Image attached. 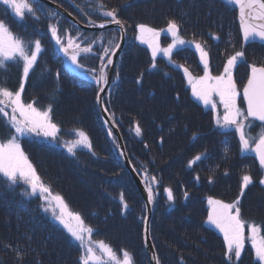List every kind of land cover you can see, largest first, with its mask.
<instances>
[{"label": "rangeland", "instance_id": "374dc122", "mask_svg": "<svg viewBox=\"0 0 264 264\" xmlns=\"http://www.w3.org/2000/svg\"><path fill=\"white\" fill-rule=\"evenodd\" d=\"M47 1L68 12L70 11L65 8L66 4H70L71 6L75 7L74 3L75 4H78V2L84 3L79 5L83 7L86 11H89L90 9L94 8L98 3V0H47ZM58 1L64 4H60ZM29 2L34 3L33 0H29ZM35 2L37 4H41L45 8V10L44 11L39 10L41 11V15L36 14L37 16H39V20H35L30 15H26L25 18L23 19L24 22L26 23H23L22 28L23 29L29 28V30H36L38 27L27 24V23H35L36 25L39 26L40 30H44L43 32L44 40L50 41V45L52 46V49L57 51L61 56H64L63 67L66 69L65 72L69 74V79H68L69 82L68 83H64L66 81L61 82L59 87V91L62 92L60 95V98L62 100L58 102V106H60L62 102L63 103L58 110L61 111L63 105L67 106V104L70 103L72 104V106H77L78 100L81 101L83 104L85 103L86 100L87 101L92 100L94 98L92 93L88 91V89L85 87L79 88L72 79L80 77L81 79L88 80L92 82V84H94L95 86H98L95 77H98L101 74L102 64L98 67L89 66L87 64L90 62L92 63V61L88 58L87 59L83 58V61H80V57L78 55L77 57L78 63L82 64L83 68H79L73 65L70 62V60L65 56L64 52L61 50L60 46L56 43L55 39L52 37L51 31L49 29V24L56 23L58 19L60 20L59 29H60V34L63 36L62 42L64 44H67V37L69 35L74 38L76 43H78L77 39L82 38L83 36L75 34L74 30H71L70 33L67 32L66 33L67 35H65V32H63L64 26L62 23L64 22L63 20L65 19V17L63 16L64 14L60 13L55 8L51 7V5L45 1L35 0ZM103 3L106 5L107 9L109 10L112 9L111 7H116L113 4H121V9H123V11L121 9H119L118 11L126 14L125 20L128 23V25L130 24L128 30L125 28V33H124L126 40L125 46L128 42L130 41L133 42L132 43L134 46L133 53L136 54L134 57V63L137 65L136 69L130 67V65H127V68L129 70L128 69L124 70L125 76H127V83L123 85L119 84L117 86L114 85L113 87V82H118L119 78L121 77L119 71L118 73H116L117 67L119 66L117 62L109 86H106L108 83L106 85H102L103 87H107L103 100L104 106L106 105L105 104L106 96L107 98L110 99V92H112L113 89L115 92L118 89H120L119 96L122 100V104H126V101H132L133 104L137 102L143 105L150 106L153 105L154 102L158 103L161 102V100H163L166 102L164 104H171L173 106H175L176 104L175 107L181 108L182 110L181 109L179 110L177 108L171 110L168 107H165L166 109L170 110L171 117L165 116V118L163 119L155 112L154 109H152L151 118L158 121L162 120V122L160 121V123H162L164 127L169 125H180V124L182 126L183 125L186 126V124L198 125L199 123L203 126V127L199 126V129H201L200 132L194 133L193 135V141L195 142V144L194 146L190 145L188 151L190 152L194 151V155L189 156L188 157L189 160L184 158L185 153L183 149L182 151H179L178 146H174L173 153H171V151H168L167 149L166 151L168 153L165 156L164 154H162L158 162L165 163L167 169H170L171 171H177V173L179 172L182 175L183 179L188 180L189 183L188 184L184 183V185H182L181 191L177 189V193L175 194L177 196L180 194V197H182V201L185 204H190L192 210H194L193 206H198V203H200L201 198H204L206 200V208H208L209 210L207 212H211L214 207L213 205L209 204V198L213 200L221 201L222 203L225 204L233 203L234 201L237 200L238 197L240 198L239 206L241 209V218L246 222L245 230H244L245 244H244V249L242 250L241 253V258H243L244 260L242 264H250L248 260L249 254L252 257V262L257 264V262L255 261V250L252 248V241L250 239L251 233L249 231L248 226L249 224L255 223L258 227L261 228V231L258 234V239L260 237H264V204L262 210H260L257 207H254L255 199L254 197H252V194L262 193L261 187L264 188V185H261L259 181L261 179H264V172L262 173V175L261 174L255 175V177L258 176L257 184L254 181L255 177L253 175H249L252 177L253 183L244 189V194L243 196H241L240 193L243 184L242 178L244 175H248V173L244 174V172L243 173L239 172V169L237 171L236 167L239 166L236 165L237 163L231 164L230 169L228 168V166L222 165V162L224 161V156H222L220 153L217 155V159L218 158L220 159L219 162L215 161L212 165H210L209 161L207 160L202 161V164L206 163L209 169L208 172L206 173V177H207L205 179L206 184L204 182H201V179L198 176V174H195L191 171V168L195 170L198 166L197 162L199 163L201 161V160L197 161L191 167L188 166V162L190 160H193L198 155L202 156V154L199 153L196 154L197 153L196 150H199L206 146V149L208 152H210V154H213L214 152L217 153V151L219 152V149H217V151L215 149L218 148L217 146L213 147L214 138L212 136L214 134L215 136L218 134L207 133L209 129H211L212 131L216 130L221 134H227V135L228 134L238 135V133L235 132L234 128L225 130V129H220L216 126L215 124L216 114L219 113V115L222 117L224 112L222 105L219 104V97L213 96V101L217 104V112L214 113L210 105L205 106L201 101L197 100L192 95V89L190 88L188 79L184 75L183 71H181L182 72L181 78H183L184 81L182 82L184 83H181L180 85L179 84L176 85V83L173 84V82H175V79L173 78V73H171V75L166 73L167 82H164L159 77L161 74L160 71L157 77L147 74V72L143 69L142 63L145 60L144 57H146V54H148V52L151 53V48H149L147 43H141L140 40L137 39V37L139 36V30L136 28V25L142 23L148 25L149 27L156 28L158 30L166 29L167 22L169 20L171 19L176 20L177 23L180 25V32H179L180 37L184 39L186 42L194 41L201 43L205 51H207L209 54L208 59H209V68L211 74L213 76L220 75L223 72V68L227 62V59L231 55H233L235 51H237L236 48L237 41H234V37L237 36V33L234 29L235 24L233 25L232 22H230V25L227 26L226 22L228 19L230 21V18L232 16L234 17L235 15L236 19L237 18L239 19L238 25L241 28L240 18H239L240 16L239 7L237 8V12L234 13V9L232 6L234 3H228L227 0H224V4L222 3L209 4V2L206 0H103ZM132 3L136 4L137 6L133 9V12L130 10V8H128V6H126V4H132ZM221 7H223V9H221ZM145 8H147V10H145ZM209 10L212 13L208 14ZM52 11L58 13V16L50 17L48 13ZM36 13H38V11H36ZM11 15L15 16L12 9L4 5L3 3H0V20H3L5 22V24L9 27V30L13 33L14 36H18L19 38L23 39L25 42H29V41L34 42L38 40L36 37H32L34 39H27L24 36H21V33L19 32V30H17L16 27L9 25L8 18ZM90 16L93 17L96 16L98 18L100 17L101 18L100 20H102L100 23L104 22L106 19L95 12H92ZM232 20L233 18H231V21ZM20 21L21 20L19 19V24ZM224 26L229 27L230 32L228 34L227 32H222L225 29ZM73 27L84 32L94 33V35H91V37L86 39V43L90 42L93 39V37H98L102 34L103 40L98 41L96 43L97 46H99L100 51H102V53H103V49L106 46H108V43L111 41V39H113L115 34L117 35L116 32H119V36H120L118 38L117 44L119 45L121 41V33L119 30L115 29L114 27L113 28L110 27L106 29H98V30H84L82 28H79L78 26H73ZM202 27L203 30L201 29ZM110 30H114V32L110 33ZM128 31L132 32L131 35H127ZM221 33L223 34V36L221 37L220 41L211 40L212 37H219ZM148 38L149 37L147 36L145 37L146 40ZM159 43L161 48H166L168 44L172 43L171 35L166 31L162 32L159 38ZM259 43L260 44L258 45L256 43L251 44L253 46L249 45L250 47L247 48V50L245 51L244 61L239 63L242 64V66L233 70V78L235 79L237 88L241 93L243 92L242 86L245 85V82L242 83V81L246 77L241 73L243 69L249 66L252 60L264 64V41H260ZM192 46H194V43H185L184 45L177 46V48L173 50L171 60H169L168 57H164L163 54H159L157 58L162 60L164 59V62L166 60L167 62L166 64L169 65V68L173 66L175 68L183 69V67H186L183 65L184 64L183 60L186 58V56H192L190 60L193 63L195 62V65L193 66V68H188V67L186 68H188L189 72H191V74H193L194 76L197 77L202 76L204 73H203V64L200 61V53L195 49V47ZM44 48L49 49V44H43V47L41 45V52L38 55L36 63L43 62L49 69L55 70L53 73H51V75H48V77L46 76L47 71L44 70L41 71L40 73L41 75H44L45 78L44 77L38 78L35 76L33 81L30 80V76L24 78L22 64H17L11 61L7 63L6 68L0 69V80L1 81L3 80V82L0 81V86L15 92L16 90L19 89L20 83L23 80L24 82V91L22 93L23 101L25 103L33 102L34 106L40 109L41 111L47 110L50 105L42 108L41 104L37 102L35 98L40 97L42 92L51 88V85L55 80L54 74L58 70L54 66V61L53 63H51L48 59L45 58L38 60L45 52H47V50H45ZM71 51L72 50H70V52ZM137 56H140L141 58L138 59ZM176 60L180 63L176 62ZM13 65L20 66V69H22V71L21 72L19 70L15 72L12 71ZM177 65H182L183 67H177ZM59 69H60V65H59ZM93 69L95 71H92ZM58 72H59L58 74L60 75L61 74L60 70ZM109 74H110L109 72L106 73L107 79L109 77ZM169 78H172L174 81L172 80L169 81ZM132 83H134L135 85L133 84L134 85L133 86ZM149 83L151 84L149 85ZM136 84L140 86V91L139 89H135V87H137ZM178 90L180 93L177 96ZM98 93L99 95L101 94L99 90ZM98 93H96L95 97H96L97 108L101 115L97 101ZM111 101L114 100H110V102ZM124 101L125 103H123ZM173 102H175V104ZM239 102L241 107L246 109V103L243 102L242 96ZM185 103L188 104L186 105ZM184 104L185 107H187V109L183 108ZM6 110L9 111V113L11 112L10 107H7ZM120 110H121L120 107H118V111ZM146 110L147 112H150L148 108ZM183 110H185L186 112L183 113ZM50 116L52 122L57 125L58 122L56 123L55 121L53 106H51ZM87 118L88 119L91 118L90 113L87 115ZM148 119L150 118L148 117ZM0 120L2 121L1 122L2 125L0 128V142H6L10 135V129L5 122H4L5 125H3L4 120L2 118H0ZM103 123L107 129V132L109 133V130L111 129L109 128V126L106 125L104 121ZM160 123H158V125ZM255 124L256 121L252 122V126L250 128L245 129L247 136L252 138H258L261 129L254 128ZM169 128H171V126ZM252 129L257 131L251 132ZM12 131L14 132V130ZM111 132L112 135L108 134V136L110 138H114L113 136L116 137L115 133L112 130ZM176 132L171 133L172 136H170L171 138H167L166 143L176 142L177 141L175 140L176 135H178L179 137L182 136V134L180 133V127L176 128ZM86 134L91 142L92 137H90L88 133ZM174 134L176 135L174 136ZM121 135L123 137L124 146L126 148V153L128 155V158L133 168L135 169L136 173L140 176V174L138 173L137 169L133 165V162L130 158L122 132ZM237 137L239 138V135ZM75 140H72L71 137H61L58 132L55 140H53L51 137L48 138H45L43 136L37 137L35 136V134H33L31 136L22 137L20 139V144L25 155L28 157L29 161L35 168L41 181L51 189L52 196L59 195L60 197H62L64 204L67 205L66 212L78 213L83 220V226L86 228L91 227L93 229L90 239H89V234L86 232L84 233L83 247L81 246V242L77 241L68 231V229L65 228V226L62 223H60L58 219H56V216L60 214V208L57 206V202L52 199V196H49L46 201L44 198L41 197L39 192H37L36 194H31L30 187L24 185L23 181L18 182V184L14 186V188H9L6 181L0 180V193L6 192L7 194V196L3 198L4 204H6L7 206L8 203L15 200L17 201L16 203L22 205L24 209H29L31 206H33L35 209V213L38 214L39 216L37 217L38 224L42 227V221H43L47 225V231L50 234V237L48 238L51 239V236H55L56 239L60 238V243L65 249L68 257V264H82V257L85 256L86 249L89 246L93 247L95 251V255L100 258V264H112V262L109 260V257L100 251L97 243L100 241L104 242L113 250V253L116 255L118 260L122 261L123 252L127 251L132 258V264H144V256L146 259H148L150 263V257L145 243V237H146L145 228L148 221L149 209L147 207V204L143 198L141 191L139 190L136 182L134 181L131 175V172L128 170L125 162L123 161L118 138H116L117 148H118L117 154L120 161L122 162V164L124 165L125 169L127 170L130 176V181L129 179L127 180V178L125 177V172L123 173L120 170L119 172L111 171L112 166H109L106 169H104L106 172V176H104L102 163L99 160L100 155L97 153L98 152L97 146L95 148L92 147V151L90 152H87L89 150L86 148H78L75 151V155L69 153L66 144H70ZM37 142H38V146H40L39 143L46 144L49 147V150L43 149L45 151H41L40 152L41 155L35 153L32 149V143L36 144ZM159 142L163 143V140H159ZM252 146H255V143H250V148ZM52 149H56L60 152H63L65 155V159L62 158L59 154L53 153L51 151ZM45 153H47L46 156L48 158L43 157V154ZM243 153H249V152L247 151ZM60 168H62L63 170L62 172ZM77 169H79V172H77ZM82 169L84 171H81ZM230 171L232 172V175L226 179L225 175L230 174ZM117 173H119V176ZM183 173L186 175L184 176ZM170 176H172L174 179L177 178L176 176H174V174H170ZM140 178L144 182V185L147 189L144 179L141 176ZM212 182L214 183L217 182V185L213 184ZM150 184L153 189L154 195L157 194L155 197V199L157 200V205H155L154 198L153 201L151 202L152 214L150 219L151 241L154 245L157 254V250L153 238L159 239L160 241H162V243L166 245L165 242L167 241L163 238L164 235L167 233H165L164 230L170 231V228H168V226H165L163 229H161L158 228L157 225L160 223L159 218L162 217L161 210L165 206L166 201L168 200L165 189L171 187L169 186L170 185L169 183H166V186L164 187V191L163 190L161 191L160 183L158 181H157V185L152 182H150ZM122 186H126L129 191L125 192ZM156 186H158L157 190L155 189ZM196 186L201 187V189L195 190ZM254 186H256V188H252ZM202 188L205 189L202 190ZM207 189H209L211 192H214L215 194L214 195L209 194L205 196L204 192ZM230 190H232V195L230 194ZM172 192L174 195L173 190ZM185 193H187V196H185ZM121 195H123V200H121ZM125 204L127 205V208L124 207ZM261 205L262 204H260V206ZM45 208H47L48 210L45 211ZM155 210L158 212L157 214H154ZM257 210H259L258 213L255 212ZM0 212H1V206H0ZM53 213H55V215ZM65 219L72 227L77 226V222L71 217L65 215ZM207 219L208 218L206 217L205 221ZM208 225L216 229L220 233L221 238L220 240H218V243L216 245L213 244L212 246L213 239L210 237V233L206 230L205 227L206 233L205 235L202 236V239L204 240L205 243L202 244L200 241L199 242L198 240L196 241V243L197 242L198 243L196 244V247L194 249L193 259L194 260L197 259L195 255H198V258H200L202 256L201 250L204 248L205 251L210 255L208 259H204L205 261L204 264H227V260H225V253L227 251V248L226 245L224 244L223 233H221L219 229H217L214 225L210 223ZM40 226H36L37 234L42 233V230L40 231ZM209 230L211 231V233H213L212 229ZM126 237L130 239H127ZM181 241L182 239L178 238V242H174V243H179ZM183 241L186 242V239L183 238ZM168 243L176 248L174 243L172 242H168ZM142 246L144 252L142 251ZM197 247H199V253L197 252L198 250ZM245 251H247L249 254H245L244 253ZM168 256H167V260L170 259ZM203 258L204 256L201 257L200 261L197 259L196 263H194V260L192 258H189L188 259L189 263L187 261H184V264H202L201 262ZM236 263L237 260L232 261V264H236ZM90 264H94V262H90Z\"/></svg>", "mask_w": 264, "mask_h": 264}, {"label": "trees", "instance_id": "16d2710c", "mask_svg": "<svg viewBox=\"0 0 264 264\" xmlns=\"http://www.w3.org/2000/svg\"><path fill=\"white\" fill-rule=\"evenodd\" d=\"M209 2V4H224V0H206ZM59 2V1H58ZM60 4H64L59 2ZM78 4H84L79 3ZM116 7L117 10L121 9V4H113ZM120 5V6H119ZM128 8L133 12V9L136 6V4H126ZM34 9L38 11L36 14L41 15V11L39 10H45V8L41 4H37L34 2ZM125 7V6H124ZM66 9H68L71 13H73L82 23L88 24V20L91 19L95 22V24H99L102 20L101 18L96 16H86L83 15L80 11L77 10V8L71 6L70 4H66ZM223 9V7H221ZM123 11V9H121ZM147 10V8H145ZM86 11V10H85ZM212 13L210 10L208 12ZM118 18H121L122 21L125 22V28L128 30L130 24L126 22V14L122 13L120 11L117 12ZM109 19V18H106ZM105 19V20H106ZM8 24L12 25L13 27H16L17 30L21 33V36H24L27 39H34L32 37H36L43 47V44H49V49L44 48L47 50L38 60H41L43 58L48 59L51 63L54 61V66L56 69L55 80L53 81L51 88L42 92L40 97H36V101L41 104V107L44 108L46 106H53L54 107V115H55V121L60 128L59 135L61 137H71L72 140L77 139L78 137L75 135L76 129L84 130L90 137H92V147L95 148L98 147V154L100 155L99 160L102 163V169H106L109 166H112L111 171H117L119 170L121 172H125V177L127 180L130 181V176L125 169L124 165L120 161L118 154H117V140L116 137L110 138L108 136L107 129L102 121L101 115L98 111L97 104H96V93H98L99 87L92 84V82L81 79L75 78L72 79L75 84L79 88H87L88 91L92 93L94 98L89 101H85L83 104L81 101L78 100L77 106H72V104H67V106H62L61 111H59L58 102L62 99L60 98V95L62 92L59 91V87L61 82L66 81L64 83L69 82V74L65 72L64 66V56H61L57 51L52 49V46L50 45V41L44 40L43 38V32L44 30H40L39 26L35 23H27L32 26L38 27L36 30H29L23 29V23H26L23 21H20L19 24V18L15 16H9L8 18ZM63 32L70 33L71 30L75 31V34L79 35L82 33L83 37L78 38L77 42L81 44V48L86 47L88 43H86V39L91 37V35H94V33H88L81 31L75 27H73L67 19L63 20ZM230 25V24H229ZM225 27V26H224ZM203 30V27L201 28ZM234 29L237 33V36L234 37V41H237V44L239 43V29L238 24H235ZM201 30V31H202ZM117 31V30H116ZM114 30H110V33H113ZM101 33V32H100ZM117 35L111 39V41L108 43V48L115 49V45L118 43L119 32H116ZM127 35H131V31L127 32ZM133 42H128L126 46L124 47V50L120 56V60L118 61V67L117 72H120V78L118 82H113L114 85L119 84H126L127 83V76H125L124 70H127V65H130V67L135 68L137 65L134 63V57L136 54L133 53ZM112 47H111V46ZM105 47V48H106ZM112 53H110L111 55ZM104 54L102 51H100L99 46L97 44L92 45V52L90 53H84L81 52L79 54L80 61H83V58H88L92 61V63H88L87 65L92 67H98L101 65V60L99 57L103 56ZM192 56H186V58L183 60V65L188 68H193L195 65V62L193 63L190 59ZM138 59H140V56H137ZM108 57H104L105 63L107 62ZM144 61L142 63L143 69L147 72L148 75L152 76H158L160 71V78L167 82L166 80V73L171 75L173 73V78L175 79L176 85L184 83L182 81V72L181 69L175 68L171 66L169 68V65L166 64V60L164 62V59H156V67H152V56L151 53L148 52L146 54V57H144ZM133 64H132V63ZM176 62H178L176 60ZM60 69H59V65ZM180 63V62H178ZM255 64L256 66H264L262 63H258L256 61L251 62L250 65ZM242 64L240 65V67ZM124 68V69H123ZM20 72L22 69H20V66L13 65L12 71ZM47 71L46 76L51 75L55 70L49 69L43 62L36 63L33 69H31L29 76L30 80L33 81L34 77H44V75H41V71ZM60 70L61 74L59 75L58 71ZM129 70V69H128ZM135 71V70H132ZM65 72V73H64ZM250 72V67L247 66L243 69L241 72L242 75L246 76L242 83L245 82L248 74ZM147 75V76H148ZM45 78V77H44ZM138 78V77H137ZM136 78V80H137ZM61 80V81H59ZM147 80V79H146ZM172 80V78H169V81ZM1 81V80H0ZM3 82V80L1 81ZM72 82V81H70ZM72 82V83H74ZM133 82V81H131ZM134 83H132L133 85ZM151 83H149L150 85ZM135 85V84H134ZM133 85V86H134ZM137 87L135 89H139L140 86L136 84ZM150 88V87H149ZM177 88V87H176ZM120 89H118L116 92L114 89L112 92H110V99L106 96L105 106L108 109V112L112 116V118L117 123L118 127L120 128L121 132L123 133L127 150L130 155V158L133 162V165L137 169L140 176L144 179L146 186L150 184L151 177L156 178L155 184L157 185V181L160 183V190L164 191V187L166 186V183H169L170 187L174 191V199L172 201L167 200L165 206L161 210L162 217L159 218V224L157 225L158 228L163 229L165 226H168L170 228V231L164 230L165 234L164 238L167 242L166 245L162 243L159 239H154V244L157 250L158 258L160 261V264H184V261H188L189 258L193 259L194 249L196 247V244L200 241L202 244H204V240L202 239V236L205 235L206 230L210 233V237L213 239V244H217L218 240H220L221 235L220 233L210 227L208 225V219L205 221L206 217L208 218V215L210 212L208 208H206V200L204 198H201L200 203H198V206H193V209L191 208L190 204H185L182 201V197H180V194L177 196L175 193H177V189L181 191L182 185L188 184V180L183 179L182 175L177 171H171L170 169L166 168L165 163L158 162L160 156L164 154V156L168 153L166 150L171 151L173 153L174 146H178V150L182 151L184 150V158L189 160V156L194 155V151H188L190 148V145L195 144L193 141V135L194 133L200 132L201 129H199V126L203 127L200 123L198 125H187L182 126L180 125H169L164 127L162 123V120L158 121L153 118H151V112L152 109L155 110V112L163 119L166 117H171V112L169 109L174 110L175 108L181 109L178 107L171 105V104H164L165 101L161 100V102H154L153 105L147 106L140 103L135 102V104L132 103V101H126V104H122V100L120 98ZM176 91V90H174ZM149 92V91H148ZM179 90L177 91V96L179 95ZM175 95V94H174ZM134 96V95H133ZM133 99V98H132ZM110 100H114L111 101ZM137 100V99H136ZM42 101V102H41ZM138 101V100H137ZM125 103V101L123 102ZM186 104V103H185ZM184 104V109H187ZM188 104V103H187ZM186 104V105H187ZM86 105V106H85ZM141 105V106H139ZM143 105V106H142ZM118 107H120V111H118ZM165 107H168L169 109H166ZM123 108V109H122ZM150 110V112H147V109ZM124 110V111H123ZM182 110V109H181ZM186 112L183 110V113ZM91 114V118L88 119L87 115ZM114 114V115H113ZM86 115V117H85ZM148 117L150 119H148ZM80 118V119H79ZM85 118V120H84ZM79 119V120H78ZM167 119V118H166ZM165 119V120H166ZM89 120V121H87ZM155 121V123H154ZM158 121V122H157ZM1 120H0V128H1ZM139 124L142 134L141 136H136L134 133V128L136 124ZM158 123H160L158 125ZM3 125L4 121H3ZM171 126V128H169ZM5 127V126H4ZM180 127V133L182 136L176 135V128ZM168 128V129H167ZM211 131V132H210ZM172 132H176L174 136L176 137L175 140H177L174 143H166L167 138H171L170 136ZM206 132V131H205ZM209 134H218L213 136L214 141L213 144L217 146L218 148H215L216 151L219 149V152L210 154V152L207 151L206 146L196 150V154H202L201 161L197 162V168L194 170L191 168V171L195 174H198V176L201 179V182H204L206 184V173L208 172V167L206 163L202 164V161H209L210 165H212L215 161L219 162L220 159H217V155L220 153L222 156H224V163L222 162V165L228 166L230 169L231 164L237 163L236 165H239L236 167V170L239 172H244V174L248 175H262V169L260 168V165L258 164L256 158L251 153H243L241 151L239 138L237 137V134H221L220 132L216 130L209 129ZM225 135V136H224ZM150 136V137H149ZM94 139V140H93ZM151 139V140H150ZM226 139V141H225ZM150 140V141H149ZM159 140H163L162 142H159ZM181 140V141H178ZM40 146H38V142L32 143V149L35 153L41 155V151L49 150V147L46 144L39 143ZM147 145V147L145 146ZM187 147V148H186ZM45 149V150H43ZM55 154H59L62 158L65 159V155L63 152H60L56 149L51 150ZM90 152V151H87ZM47 153L43 154V157L46 156ZM155 154V156H154ZM48 158V157H47ZM95 159V158H93ZM163 159V158H161ZM216 162V164H217ZM85 166V165H83ZM61 172L63 171L62 168H60ZM145 170L147 171V176H145ZM81 171H84L83 169ZM77 172H79V169H77ZM176 172V174H175ZM104 176H106V172L104 170ZM119 176V173H117ZM170 174H174L177 178H173L170 176ZM185 176L186 174L183 173ZM232 175V172L230 171V174L225 175L226 179L229 178V176ZM159 178V179H158ZM150 181V182H149ZM257 184L258 176L255 177L254 180ZM132 183V182H131ZM213 184L217 185V182ZM125 192L129 191L126 186H122ZM158 186H156L157 190ZM256 188V186L252 187ZM201 187L196 186L195 190H199ZM205 188H202L204 190ZM262 193L252 194V197L255 199L254 207L259 208L262 210L263 204H264V188L261 187ZM157 193V192H156ZM214 195V192H211L209 189H207L204 192V195ZM230 194L232 195V190H230ZM157 195V194H156ZM156 195H154V202L155 205H157V200L155 199ZM7 196L6 192L0 193V206H1V212H0V264H68V257L66 254L65 249L60 243V238L56 239L55 236L50 237L49 232L47 231V225L42 221V227L38 224L37 217L38 214L35 213V209L33 206H31L29 209H24L22 205L17 204L15 200L12 202L4 204V197ZM8 201V200H7ZM260 204H262L260 206ZM29 206V205H28ZM6 207V209H5ZM34 209V210H33ZM259 212V210L255 211ZM158 212L155 210L154 214H157ZM253 214V213H250ZM35 218H33V217ZM205 221V222H204ZM168 225H167V223ZM40 226V231L42 230V233L37 234L36 233V226ZM206 227V230H205ZM213 230V233L209 229ZM171 233V234H169ZM125 235V234H124ZM127 238V237H126ZM178 238H181L182 241L179 243ZM183 238L186 239V242L183 241ZM130 239V238H127ZM198 242L196 243V241ZM164 241V240H163ZM168 242L174 243L176 248L169 244ZM11 247H8V246ZM197 252L199 253V247H197ZM142 251L144 252L143 246ZM19 252V257L18 253ZM245 254H249L247 251L244 252ZM202 256H204L202 260V264L205 263L204 259H208L210 255L205 251L203 248L201 250ZM169 255V256H168ZM167 256L170 258L167 260ZM201 256V257H202ZM195 257L200 261L201 257L198 258V255H195ZM196 260H194V263H196ZM225 260H227V257L225 256ZM249 263L250 264H256L252 262V257L249 254ZM235 261V259H234ZM243 258L239 259L236 264H242ZM144 264H150L148 259L144 256Z\"/></svg>", "mask_w": 264, "mask_h": 264}, {"label": "snow or ice", "instance_id": "6c2138e0", "mask_svg": "<svg viewBox=\"0 0 264 264\" xmlns=\"http://www.w3.org/2000/svg\"><path fill=\"white\" fill-rule=\"evenodd\" d=\"M227 2L240 6V20L244 43L257 39L264 41V0H227ZM0 3L11 8L15 17L21 21L26 15H30L33 19L39 20V16L36 15V9H34L33 3H30L29 0H0ZM74 6L83 15L90 16L92 12H95L104 18H110L98 25L89 19L88 24L91 27L102 29L105 28L106 24H116L121 31L125 30V22L118 18V10L116 8L107 9L103 0H98L96 6L89 11H85L79 4L74 3ZM48 15L50 17H57L58 13L52 11ZM59 24V19L56 23L49 24L52 37L70 62L76 67L83 68V65L78 63V55L81 52H92V45L98 41H102L103 35L93 37L87 46L83 48L70 35L67 37V44H64L62 42L63 36L60 34ZM136 28L139 30L137 39L141 43H147L149 48H151L153 68L156 67V59L159 54H163L164 57H168L171 60L173 50L177 46L184 45L185 43H194L196 50L200 53V61L203 64L204 74L199 77H193L188 68L177 65V67H183L184 75L187 77L189 84L192 85V95L205 106L210 105L214 113L217 112V104L213 101V96L219 97V104L222 105L224 112L222 117L219 113L216 114V126L225 130L234 128L235 132L239 135L241 151L254 152L256 158H258L260 168L264 169V66L257 67L255 64L249 65L250 75L241 93L233 78V70L240 62L244 61L245 51L243 47H241V50L235 51L227 59L223 72L220 75L213 76L209 68L208 52L205 51L201 43L194 41L186 42L182 39L179 35L180 25L176 20H169L166 29L158 30L142 23L136 25ZM164 31L171 35L172 43L168 44L166 48H161L159 38ZM65 35L67 34L65 33ZM79 35L82 36L83 34L80 33ZM146 36L149 37L147 40L145 39ZM213 38L219 39L218 37ZM115 47L118 48L119 45L116 44ZM70 50L72 51L70 52ZM40 52L41 42L39 40L25 42L18 36H14L5 22L0 20V69L6 68L9 61L22 64L23 77L27 78L30 70L36 64ZM113 52L114 49L106 47L103 49L104 55L99 57L102 64L101 74L95 77L97 85L100 86L99 92H103L104 87L102 85L108 83L104 68L112 63L110 53ZM104 57H108L106 64L104 63ZM92 71L95 70L93 69ZM23 91V80L20 83L19 89L15 92L0 86V118L4 120L10 129V135L7 141L0 142V180L6 181L9 188H14L18 182L23 181L24 185L30 187L31 194L39 192L41 197L47 201V198L52 196L51 189L41 181L35 168L22 149L20 139L35 134L37 137H51L55 140L59 128L52 122L50 116L51 106L47 110L41 111L34 106L33 102L25 103L22 99ZM241 96L243 102L246 103V109L240 105L239 101ZM97 101H102L99 93L97 94ZM7 107L11 108L10 113L6 110ZM107 110V108L104 109V111ZM254 121L261 123V132L258 138L249 137L245 132V129L250 128ZM113 122H115L114 119ZM74 131L78 139L70 144H66L68 152L75 155V151L78 148H86L92 151V145L87 134L78 129ZM134 132L136 136H141L142 134L138 123L134 128ZM108 134L112 135L111 130H109ZM250 143H255L254 149L250 148ZM201 158L200 155L196 156L188 162V166L191 167L197 161H200ZM145 176H147L146 170ZM242 180L241 196L244 194V189L253 183L252 177L249 175H244ZM151 181L155 183L156 178L151 177ZM259 183L264 185V179H261ZM147 192V199L149 202H152L154 193L151 184H148ZM165 192L167 193L168 200L172 201L174 199L172 189L166 188ZM185 196H187V193H185ZM52 199L57 202V206L60 208V214L56 216V219L68 229L77 241L81 242V246L83 247L84 233H88L90 239L93 229L83 226V220L78 213L66 212L67 205L64 204L62 197L55 195L52 196ZM121 200H123V195H121ZM209 204L214 207L208 215V223L214 225L223 233L224 244L227 248L225 253L227 264H232L234 259L238 261L241 258L245 244L244 230L246 222L241 218L240 198L238 197L236 201L230 204L209 198ZM124 207L127 208V205L125 204ZM47 210L45 208V211ZM53 214L55 215V213ZM65 215L74 219L77 222V226L72 227L65 219ZM248 227L251 233L252 248L255 250V261L257 264H264V237L258 239L261 228L255 223L249 224ZM147 231L148 229L146 227L145 232ZM97 243L100 251L109 257L112 264H132V258L127 251L123 252V260L121 261L117 259L113 250L108 245L102 241ZM8 247L11 246L9 245ZM17 254L19 257V252ZM90 262L100 264V258L95 255V251L91 246L87 247L85 256L82 257V264H90ZM156 264H160L158 257H156Z\"/></svg>", "mask_w": 264, "mask_h": 264}, {"label": "water", "instance_id": "95a60500", "mask_svg": "<svg viewBox=\"0 0 264 264\" xmlns=\"http://www.w3.org/2000/svg\"><path fill=\"white\" fill-rule=\"evenodd\" d=\"M42 1H45V2L49 3L47 0H42ZM49 4L51 5V7L55 8L60 13H63L65 16H67L70 19V21L74 25L78 26L79 28H82L84 30H98V29H101V28H98V27H91V26L83 25L73 15H71L67 11L59 8L58 6H56L54 4H51V3H49ZM237 7H239V5ZM239 18H240V16H239ZM240 26H241V20H240ZM110 27H112V28L114 27V28H118L119 29V27L116 24H106L105 28H102V29H106V28H110ZM120 33H121V41L119 43V47L115 49V51L113 52V54L111 56L112 63L110 64V72H109L110 74H109V77H108V84L106 86H109V84H110V80H111V77L113 75L114 68H115L116 63L118 61V58H119V56H120V54L123 51L124 46H125V41H126L125 40V34H124L125 30L124 31L120 30ZM254 41H260V40L257 39V40H254ZM249 42H252V41H249ZM106 89H107V87H104V91L101 92V94H100V96L102 97V101L98 102V106H99V109H100V112H101V115L103 117L104 122L106 123L107 126L110 127V129L116 134V136L118 138V141L120 143V151H121V153H123V155H121L122 158H123V161L125 162L128 170L131 172V175H132L134 181L136 182L139 190L141 191V193L143 195V198H144V200H145V202L147 204V207L149 209L148 221H147V225H146L148 231L145 232V236H146L145 237V243H146V247H147V251H148L149 257H150L151 264H156L157 254H156L154 245H153V243L151 241V232H150V227H151L150 219H151V214H152V203L149 202L148 199H147L148 192H147V189H146V187L144 185V182L142 181L140 176L136 173L135 169L133 168V166H132V164H131V162H130V160L128 158V155L126 153V148L124 146L123 137L121 135V132H120L119 128L117 127L115 122H113V119L108 114V112L104 111L105 106L103 104L104 103L103 100H104V96H105V93H106Z\"/></svg>", "mask_w": 264, "mask_h": 264}, {"label": "flooded vegetation", "instance_id": "af4514ba", "mask_svg": "<svg viewBox=\"0 0 264 264\" xmlns=\"http://www.w3.org/2000/svg\"><path fill=\"white\" fill-rule=\"evenodd\" d=\"M232 6H233V9H234V13L237 12V9H236L235 5L233 4ZM231 18H233L232 21H231ZM231 18H230V21H229V19L227 20V22H226L227 26H229L230 22H232L233 25H234V24H237V21H238V20L236 19V16L234 15V17L232 16ZM222 32H227V34H228V33L230 32V31H229V27H225V29H224ZM239 33H240V31H239ZM222 36H223V34L221 33V35L218 37L219 39H216V41H220V39H221ZM238 39H239V40H242L241 36H239ZM257 45H258V44H257ZM192 47H195V45L192 46ZM241 47H243V50L246 51L247 48H249L250 46H249V44H244L243 42H242V43L240 42V43H238V44L236 45L237 51H238V50H241ZM195 49H196V48H195ZM240 65H241V64H240ZM240 65L238 64L236 68L240 67ZM236 68H235V69H236ZM194 69H195V68H194ZM235 69H234V70H235ZM196 77H197V76H196ZM189 86H190V88L192 89V85L189 84Z\"/></svg>", "mask_w": 264, "mask_h": 264}, {"label": "bare ground", "instance_id": "6f19581e", "mask_svg": "<svg viewBox=\"0 0 264 264\" xmlns=\"http://www.w3.org/2000/svg\"><path fill=\"white\" fill-rule=\"evenodd\" d=\"M240 7V6H239ZM240 9V8H239ZM240 11V10H239ZM240 30H241V28H240ZM211 40H213V41H216V39H214L213 37H212V39Z\"/></svg>", "mask_w": 264, "mask_h": 264}]
</instances>
